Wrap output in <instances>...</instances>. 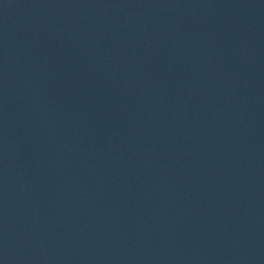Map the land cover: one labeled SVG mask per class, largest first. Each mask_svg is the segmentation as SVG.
<instances>
[{"label":"water","instance_id":"95a60500","mask_svg":"<svg viewBox=\"0 0 264 264\" xmlns=\"http://www.w3.org/2000/svg\"><path fill=\"white\" fill-rule=\"evenodd\" d=\"M0 264H264V0H0Z\"/></svg>","mask_w":264,"mask_h":264}]
</instances>
